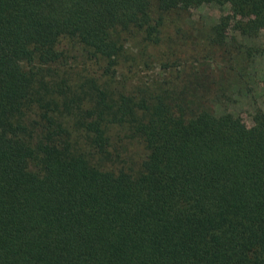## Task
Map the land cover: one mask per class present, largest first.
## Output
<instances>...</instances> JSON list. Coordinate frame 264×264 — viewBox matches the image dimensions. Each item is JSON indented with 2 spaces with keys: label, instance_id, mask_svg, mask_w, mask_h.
<instances>
[{
  "label": "trees",
  "instance_id": "16d2710c",
  "mask_svg": "<svg viewBox=\"0 0 264 264\" xmlns=\"http://www.w3.org/2000/svg\"><path fill=\"white\" fill-rule=\"evenodd\" d=\"M205 4L212 47L264 30V0H0V264H264V108L176 49Z\"/></svg>",
  "mask_w": 264,
  "mask_h": 264
},
{
  "label": "rangeland",
  "instance_id": "374dc122",
  "mask_svg": "<svg viewBox=\"0 0 264 264\" xmlns=\"http://www.w3.org/2000/svg\"><path fill=\"white\" fill-rule=\"evenodd\" d=\"M222 14H231L229 5L221 8L215 4H205L199 8H193L188 19L180 24L181 30L187 35L178 33L182 40L176 44V49L184 53V57L190 64L196 62L200 72L211 73L215 82L224 88L219 93L221 101H214L216 96L210 95L212 107L217 112L229 110L240 116L245 124L250 126L253 123L254 109L264 108V30L256 37H245L235 31L233 21L228 31L229 38L226 46L212 47L206 37H208L210 26ZM195 42L201 44L200 49L193 50L194 45L191 46L190 43L195 44ZM166 47L167 43L159 50L162 51ZM186 49L197 55L190 57L189 54L188 56L184 52ZM149 52L158 54V50L153 47L149 48ZM159 55L163 57L157 55L149 71L150 76L161 75L158 63L166 56ZM196 56L199 59H195Z\"/></svg>",
  "mask_w": 264,
  "mask_h": 264
}]
</instances>
